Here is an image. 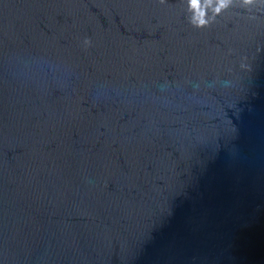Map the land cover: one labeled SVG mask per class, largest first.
I'll list each match as a JSON object with an SVG mask.
<instances>
[{
  "label": "water",
  "instance_id": "water-1",
  "mask_svg": "<svg viewBox=\"0 0 264 264\" xmlns=\"http://www.w3.org/2000/svg\"><path fill=\"white\" fill-rule=\"evenodd\" d=\"M0 264H264V0H0Z\"/></svg>",
  "mask_w": 264,
  "mask_h": 264
}]
</instances>
